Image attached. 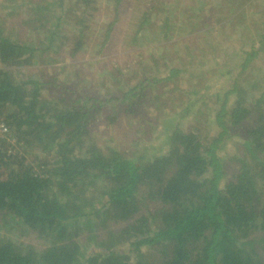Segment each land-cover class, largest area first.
I'll return each instance as SVG.
<instances>
[{"label": "trees", "instance_id": "obj_1", "mask_svg": "<svg viewBox=\"0 0 264 264\" xmlns=\"http://www.w3.org/2000/svg\"><path fill=\"white\" fill-rule=\"evenodd\" d=\"M127 1L107 0L115 10ZM227 1L217 29L207 22L199 42L186 38L192 53L181 65L169 50L148 64L139 49L123 67L107 66L122 58L120 48L106 50L117 11L109 36L94 43L85 16L96 0H76L82 13L68 0L1 1L0 122L23 153L0 138V264H264V0H148L140 27L167 4L160 15L175 17L164 18L151 48L181 50L168 38L175 22L195 29ZM220 32L228 48L241 41L228 57V90L209 77L218 49L203 46ZM64 44L72 61L87 44L99 46L107 65L82 82L27 74ZM134 66L142 70L130 74ZM201 68L209 82L178 90L179 116L204 121L151 118L152 130L126 123L106 136L102 125L140 121L156 100L173 101L164 83L202 78Z\"/></svg>", "mask_w": 264, "mask_h": 264}, {"label": "rangeland", "instance_id": "obj_2", "mask_svg": "<svg viewBox=\"0 0 264 264\" xmlns=\"http://www.w3.org/2000/svg\"><path fill=\"white\" fill-rule=\"evenodd\" d=\"M0 0V15L2 16V12H6V10L1 6ZM71 1V2H70ZM148 0H128L126 3H123L122 6L115 10V7L112 5L111 2H107V0H96V2H93L92 5L87 9L88 10V16L86 17V25L88 29V34L92 36L90 38L91 42H97L103 40L109 36L110 33H107V30L109 28L110 22L115 19V12L117 11V16L119 17V20L114 24L112 27V33L115 34L114 40L109 44L106 45V50L110 53L109 55L116 54V49L120 48L119 54L122 55L121 60H115L112 58L113 61L111 64L107 65L104 58L103 53L99 51V54H97V50L99 49V46L96 47V45H90L87 44L86 48L83 49L82 52L78 53V57L76 61H72L71 57L66 54V44H64L65 49L59 50L57 52L51 51L48 56L43 57L40 63H37L35 66L31 65L28 68H30L27 72L28 75H38L40 72L44 74V79L51 78L54 74H56V77H59L63 80L64 83L68 82L69 80H74L75 78L77 80H80L81 82L83 80L93 79L96 76V72L101 70V68L107 66H113V63L115 64L118 62L120 67H123V64H127L126 60L130 59L135 56V52L139 49L142 50V61L151 64V62L148 60L150 54H158L162 53L161 51H170L171 54L173 53L175 57H172L174 63L181 65L182 63V57L181 55H185V59L187 58L188 53H192L189 50H187L186 45V38L189 37V39L192 42H199L203 34L198 33L200 30H202L204 25L207 24V22L212 23V27L217 29L216 24H219V21L221 20V17L227 15L228 13V1L225 3H222L218 8V16L216 18V15L213 12H209L204 18L199 22L198 26L195 29H192L191 26H185L182 25V22H175L173 20H168L177 23V26H174L172 29V32L170 33V36L168 38L171 39V42L177 43L180 49H173V45L168 47H160V48H151L153 44H155V38L159 35L161 28L160 26L164 24L167 20H164L165 17L168 16L169 19H174V10H168V14L160 15L163 12L160 11V8L167 7V4L159 5L160 7H157L154 9L155 12L152 13V15L148 16L146 18L145 24L140 27V21L143 17V8L144 5L143 2H147ZM71 3L72 6H74L77 12H83L84 6L80 3H76V0H68ZM225 2V0H223ZM207 12V11H204ZM80 15V14H79ZM160 16V18H158ZM179 17V16H178ZM180 18V17H179ZM4 20L6 18L4 17ZM73 24V23H72ZM66 25L69 27V30H73V25ZM150 30H149V28ZM145 28H148V30H144ZM222 29H220L221 31ZM226 32H228V29H225ZM72 32V31H71ZM123 33H126L125 36L122 37ZM198 33V34H197ZM107 34V36H105ZM136 36V37H135ZM145 36V37H144ZM122 37V38H121ZM221 37L225 39L221 43ZM134 38V39H133ZM135 40V41H134ZM147 40V41H146ZM164 41V40H163ZM241 41L239 40L236 42L232 47L228 48V37L222 36L221 32L220 34L214 33L210 35L207 40L203 43V46L207 49L210 48H217L218 49V57L219 60L217 61L218 66H214L211 68L210 76L214 80L220 79L219 85L221 87H218L219 89H226L228 90V57H231L234 55L236 51H234L233 48L237 49L239 46V43ZM103 50V49H102ZM194 53L201 54L202 50L201 48H196L193 50ZM134 53V55L132 54ZM178 56H176V55ZM227 54V57L225 55ZM101 58V59H100ZM184 59V60H185ZM132 60V59H131ZM207 63H210L211 59L210 56H206ZM125 61V62H124ZM128 61V60H127ZM128 61V62H129ZM206 66V64L204 65ZM125 67V66H124ZM203 68V67H202ZM199 69L195 73H198V76H201L199 73L203 75L202 78H192V77H183L181 79H177L175 81H171L168 84L164 83L160 88L165 92L166 95H171V98L173 99L172 102L168 100L167 104L162 103L160 105V102L157 100L155 103H158L159 106L155 109L148 108L145 110L144 118H142L140 121H137V119L132 120L130 119H122L119 121L118 124H116L114 127L106 128L104 125V131L108 134L106 136H116L118 135V132L124 131L129 127L126 125L128 123L129 125L134 124L135 126L142 125L143 127L145 124L148 125V129L152 130V123L148 122V120L152 121L151 118H161V123L166 119V122L168 120H177L180 124L190 126V123L197 121H204L202 117L197 118V115L194 116H186L185 118H180L179 113L183 108V104H181V101L184 100V97L178 90L188 88L190 84H194V86H204L208 84V80H204V72L203 70ZM137 70H142V68L138 66H134L130 68V74H133ZM264 70V67H263ZM259 72V71H257ZM264 74V71L261 72ZM41 75V74H40ZM263 76V75H261ZM192 78V79H191ZM222 78V79H221ZM191 79V80H190ZM162 90H158L162 91ZM212 107L213 104L210 102L206 104V106ZM161 106V107H160ZM202 108L201 111H205V108ZM210 110V109H209ZM209 112V111H207ZM132 126V125H131ZM209 126V123L208 125ZM210 127V126H209ZM163 130L160 128L158 130V133H161ZM207 132V130H205ZM165 136H160L159 140L161 141ZM0 138L7 139L9 152H18V154L23 153V149L20 146L19 141L16 139L15 141L11 138L4 137L0 135ZM118 140V139H117ZM228 147H231V157L232 153H236V145L234 143L230 144ZM42 244V242H41ZM42 246V245H39Z\"/></svg>", "mask_w": 264, "mask_h": 264}, {"label": "built area", "instance_id": "obj_3", "mask_svg": "<svg viewBox=\"0 0 264 264\" xmlns=\"http://www.w3.org/2000/svg\"><path fill=\"white\" fill-rule=\"evenodd\" d=\"M0 135L11 138L12 140H16V137L12 134L8 126L4 122H0Z\"/></svg>", "mask_w": 264, "mask_h": 264}]
</instances>
